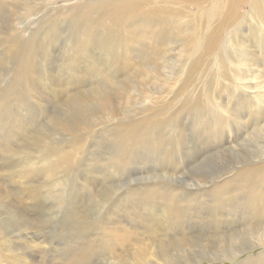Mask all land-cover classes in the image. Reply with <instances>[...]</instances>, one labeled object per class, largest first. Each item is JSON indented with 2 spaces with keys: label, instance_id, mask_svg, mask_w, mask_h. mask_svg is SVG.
Returning a JSON list of instances; mask_svg holds the SVG:
<instances>
[{
  "label": "rangeland",
  "instance_id": "1",
  "mask_svg": "<svg viewBox=\"0 0 264 264\" xmlns=\"http://www.w3.org/2000/svg\"><path fill=\"white\" fill-rule=\"evenodd\" d=\"M215 2L207 1L199 9L189 6L188 16L178 18V23L189 18L193 25L208 23V8ZM73 5L75 1L66 0H0V37L7 28L3 38L13 34L35 40L32 46L37 49L31 53L35 75L20 77L11 48H0V264H264L263 246L228 260L210 250L222 244L227 227L229 231L245 225L248 214L242 197L218 199L209 190L233 185L237 170L264 158L258 154L264 151V113L260 124L251 118L264 108V101L256 102L264 90V50L248 39L245 45L254 62L245 65L244 57L235 55L230 64L225 59L222 73L213 56L219 51L223 58L235 53L228 43L231 26L221 30L226 38L221 48L180 61L182 54L193 52V34L204 40L202 29L192 27L177 44L167 46L152 75L147 64L137 70L136 54L152 46L146 37L129 42L127 49L118 46L116 56L129 57L115 65L93 41L81 46L85 49L79 55L71 53L74 47L65 39L71 31L61 21ZM238 12L251 20L247 5ZM52 18L60 23L53 40L47 41ZM211 27L205 25V31ZM118 32L131 37L128 28ZM185 37L188 41L181 45ZM40 43L45 44L41 53ZM190 62L197 69L187 75ZM127 76L133 81L132 101L121 107L135 110L129 114L134 119L147 117L145 109L164 108L163 125L128 138V132L113 129L121 115L104 122L101 114L94 117L101 123L92 130L74 126L77 133L66 134L57 128L56 122L72 115L67 99L97 84L109 91L113 81L120 85ZM150 76L158 77L153 81ZM186 94L208 99L212 116L200 120L178 111ZM223 109L242 116L241 124L233 119L218 126L217 119L227 115Z\"/></svg>",
  "mask_w": 264,
  "mask_h": 264
},
{
  "label": "bare ground",
  "instance_id": "2",
  "mask_svg": "<svg viewBox=\"0 0 264 264\" xmlns=\"http://www.w3.org/2000/svg\"><path fill=\"white\" fill-rule=\"evenodd\" d=\"M71 1H75V5H73L70 8V10L72 11L69 15L62 16V21H61L67 24L65 29H67V31L70 30L72 33V34L69 33V36L65 38L66 41L69 43V47L71 48L74 47L71 53H74L75 55H79L81 50L85 49L84 47L81 46H84L85 44H89L90 42L93 41L98 45L100 49H102L106 53L108 60L109 61L111 60L113 65H115V63H117L118 60H125L128 59L129 57V55L127 54L121 55L120 57L122 58L116 56L118 46L122 49H127L129 42L137 41L142 37H146L151 40L152 46L149 51L146 52L141 51L136 54L138 57L137 70L140 71L141 67L147 64L148 70L152 75L156 74V71L154 70L155 65L158 64L162 56L166 55L167 46L169 44H177L180 41L179 36L187 35L191 31L192 27H198L202 29L200 30L201 32L203 31L204 33L203 35L204 40L201 41L200 35L193 38L194 35L193 34L190 38V44L194 45L193 52L191 56L185 53L182 54L179 59L180 61L182 59L185 60L190 59V61H192L194 58L197 59L213 52L217 47L221 48V40L222 38H225V36H222L220 34L221 30L225 27L228 28L231 26L232 28L229 31H231L232 38L230 37L228 39L229 41L228 43H231L230 45L231 47H235L236 49L234 51L235 53L233 54L231 52L227 58H223L222 53L219 51L217 54L213 56V58L217 59L216 62L218 63L220 70H222L221 71L222 73H224L226 66L225 59L230 64L235 55H242L244 57V59H242L244 60L243 64L245 65H249L248 64L249 62H254L252 61L254 57L249 55L250 53L245 45L248 39L251 40L250 43L253 44L254 42L255 46L258 49L262 48L264 50V0H215L216 2L217 1L218 2L213 3L208 8L211 20H209L208 23H204L203 25L201 24L202 26L197 22L196 25H193L195 24V22H193L191 18H189L187 22L183 24H179L178 18L180 20L183 17L188 16L187 8L189 6H195L197 9H199L200 6H202L205 2L210 0H157L156 3H154V0H90V1L66 0V3H69ZM171 3L173 5H178L179 7L176 9H171V8L169 9L168 7H166ZM87 4H91V5H87ZM241 5H247L248 15L251 16V20H245L246 18L244 19L239 15L238 10ZM169 14H171L173 17H170ZM59 23L60 22H57L55 18H52L50 25L53 27V29L49 32L47 41L53 40ZM210 23L212 27L210 28L209 31H205L206 29L205 25H210ZM54 24L56 25L54 26ZM119 28H128L131 37H123L122 34L119 35L120 33L118 32ZM3 30H5V32L2 33L3 36L9 33V30H7V28H3ZM242 30L244 31L243 36L240 35ZM3 36L0 37V48L5 47L6 50L11 48L9 49V52L12 53L13 56L12 62L15 63L14 68L19 67L21 69L18 72V76L20 77L30 76V75L34 76L35 75L34 64H33L34 61L31 57V53L35 48V46H32L35 40L33 42L32 41L27 42L19 35H13V34L9 35V39L7 37L3 38ZM75 37H77V39ZM118 38H120L119 43H118ZM31 39H35V38L31 37ZM156 40L158 42L155 43ZM187 41H188L187 37L183 38L181 45H184V43H186ZM224 42H226V40H224ZM44 45H45L44 43L38 44L39 53L42 52ZM79 47L81 48L78 49ZM180 64L183 63L180 62ZM193 65L194 63L192 62L189 63V67L187 68L186 71L187 75H191L197 69ZM112 72H114V68L112 69ZM11 76H15V75H11ZM224 76H226V74H224ZM113 77L115 78V76ZM153 77L154 76H150L151 79H153ZM157 77H155L153 81L156 80ZM238 80L239 78L235 79V82H237ZM132 83L130 76H127L124 79V82L121 81L120 85L118 81H113L109 91L102 89V87H100L98 84L89 92L78 90L79 92L75 96H72V98H69L65 101L66 105L69 104L73 108L71 117L56 122L57 128L62 132H66V134L73 132L74 126L76 127L77 130L79 128H82L83 130L88 131L89 129H91L92 126H94L92 127L93 129L95 128V125L99 126V123H101V122H96L97 118L100 120L99 117H97L96 120L94 119L96 115H99L101 117V114H103L102 116L106 119L104 122H109L111 121L112 117L121 115L122 119L116 122V126L113 129L117 130V128H120L123 131L128 132V138H129L140 135L144 131H147L150 127L156 128L157 125L159 124L161 125L164 121H167V119L166 120L163 119L166 117V115L160 114L162 113L164 108L156 109V110H154V108H148L145 109V111H148L149 114L147 117L145 116L142 119L131 118L129 114L131 112L133 113V111L135 110H131L128 112L127 109L129 107H127V109H123L120 103L130 104L129 102L132 101V97H131L132 90H130ZM232 84H234V82ZM246 88L249 87L246 86ZM178 91L181 92L182 90L180 89ZM263 98H264V90H263V94L257 95V100H256L257 104H259V101H264ZM207 100L208 99L206 98H200V97L199 99H197L194 96L186 94L183 96L182 99L183 107L178 111H185L187 113H191L200 120L203 119L205 116L211 117L212 114L208 109V105H206L208 104V102L205 103ZM139 110L144 111V108L141 107L139 108ZM258 110H259V114H257V117L251 116V118L256 124L257 123L260 124L259 122V119H261L260 115L264 113L263 107ZM222 112L226 113L227 115L225 117L220 116V118L217 119L219 120V122L216 121L218 126L222 123L232 121L233 119H237V121H239V123L241 124L242 116L239 115L238 117H233V115L227 109H223ZM213 119L215 120V118ZM217 124L212 128L213 129L217 128ZM262 150H264L263 146H262ZM258 154L264 156V151H261ZM249 165L250 168H245V169L243 168L237 170V173L235 175L233 173L234 177L231 176L232 179L230 181V183H232L233 185L231 184L225 186L214 185V187L209 189L214 194L215 193L218 194V199L219 198L224 199V197L228 196V199L230 198L234 201L238 197L239 198L242 197L240 198L243 199L241 204L242 209L245 210V212L248 214V218H246L248 221L245 225H241L240 227L237 228H231L229 231H228V227L226 226L227 235L223 238L222 244L218 246L210 247V250H217L221 252L225 256L226 260L234 259L239 254L248 252L253 248H258L262 246L264 247V158H261L259 163L254 162ZM4 196L5 194L3 195V200H4ZM199 215L200 217L202 216L201 214ZM22 231L24 232V230ZM24 234L26 238H28L29 236L34 237V234L33 235H29V233H24ZM74 253H75L74 255H76V252ZM77 258L78 257L76 256V259ZM70 260L73 261V258ZM165 263L168 264V262Z\"/></svg>",
  "mask_w": 264,
  "mask_h": 264
}]
</instances>
